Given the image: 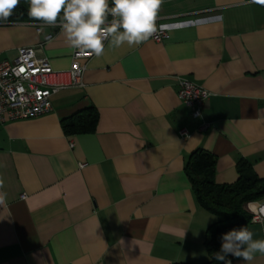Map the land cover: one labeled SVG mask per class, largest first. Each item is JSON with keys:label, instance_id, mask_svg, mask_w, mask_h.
Wrapping results in <instances>:
<instances>
[{"label": "crops", "instance_id": "1", "mask_svg": "<svg viewBox=\"0 0 264 264\" xmlns=\"http://www.w3.org/2000/svg\"><path fill=\"white\" fill-rule=\"evenodd\" d=\"M160 26L162 41H107L83 86L55 92L48 113L0 123V264L210 260L206 232L218 217L184 167L203 148L217 156L218 183L238 179L241 159L264 177V0H163ZM42 38L34 23L0 22V61ZM72 52L60 28L41 54L67 70ZM180 78L211 92L202 118L180 100ZM89 106L95 131L67 134L62 119ZM247 208L260 217L244 227L264 239V199ZM232 256L264 264L259 252L250 262Z\"/></svg>", "mask_w": 264, "mask_h": 264}, {"label": "clouds", "instance_id": "2", "mask_svg": "<svg viewBox=\"0 0 264 264\" xmlns=\"http://www.w3.org/2000/svg\"><path fill=\"white\" fill-rule=\"evenodd\" d=\"M28 0V15L43 24L62 29L68 45L97 57L103 55L107 40L111 46H129L147 41L156 31V19L163 0ZM19 6V0H0V20L7 21ZM109 14L113 19L109 22ZM4 180L0 177V189ZM7 193L0 191V206L6 204ZM220 251L215 259L225 261L231 254L245 262L255 253L264 254V239H253L245 227L232 229L222 235Z\"/></svg>", "mask_w": 264, "mask_h": 264}, {"label": "built area", "instance_id": "3", "mask_svg": "<svg viewBox=\"0 0 264 264\" xmlns=\"http://www.w3.org/2000/svg\"><path fill=\"white\" fill-rule=\"evenodd\" d=\"M112 19L109 14L108 21ZM60 20L62 18L58 19L57 26L46 25L42 21L34 22L37 32L43 37L42 41L36 46L18 47L14 60L0 61L1 124L48 113L52 109L51 96L55 92L70 86H83L87 63L94 54L73 48L72 63L67 70L55 69L50 60L41 54L43 44L53 39L55 31L60 29ZM166 36V28L160 26L149 39L162 41ZM210 95L211 92L204 86L188 78H180L178 96L191 108L192 117L202 118L203 105ZM208 127V122L200 126L201 129ZM255 215L253 218L260 217Z\"/></svg>", "mask_w": 264, "mask_h": 264}, {"label": "trees", "instance_id": "4", "mask_svg": "<svg viewBox=\"0 0 264 264\" xmlns=\"http://www.w3.org/2000/svg\"><path fill=\"white\" fill-rule=\"evenodd\" d=\"M112 2L109 3V8ZM29 4L19 0V6L7 21L28 22L39 20L28 15ZM60 18H63L62 13ZM99 115L94 106H89L72 116L62 119V127L67 134L87 133L95 131ZM217 156L203 148L192 151L185 163V172L200 205L218 217V221L209 226L206 232L205 245L210 260L203 264H225L215 256L220 251L222 235L232 229L246 226L253 219L252 212L247 208L254 201L264 199V177H260L249 161L241 159L237 163L238 179L233 183H218L215 179ZM226 260L233 263L231 254ZM173 264H195L177 262Z\"/></svg>", "mask_w": 264, "mask_h": 264}]
</instances>
